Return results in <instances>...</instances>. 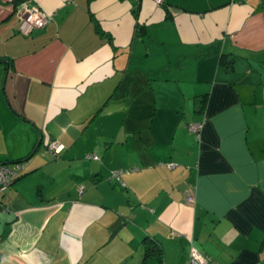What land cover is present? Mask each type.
<instances>
[{"label": "crops", "instance_id": "obj_1", "mask_svg": "<svg viewBox=\"0 0 264 264\" xmlns=\"http://www.w3.org/2000/svg\"><path fill=\"white\" fill-rule=\"evenodd\" d=\"M165 1L0 0V264H264V0Z\"/></svg>", "mask_w": 264, "mask_h": 264}, {"label": "built area", "instance_id": "obj_2", "mask_svg": "<svg viewBox=\"0 0 264 264\" xmlns=\"http://www.w3.org/2000/svg\"><path fill=\"white\" fill-rule=\"evenodd\" d=\"M30 0H20L14 5V12L18 17L17 30L20 34L27 35L34 28L42 27L45 22L49 19V14L29 3ZM160 3L162 0H154ZM198 127L197 123H192L189 125L191 130H196ZM48 148L53 151H58L60 145L55 141H50L48 143ZM85 157H90L93 159L97 158V154L85 155ZM170 166V164H167ZM24 166V160L0 163V191L9 185V180L13 177L22 167ZM135 167L127 168H111L109 170L110 177L117 181H121L120 173L129 172L134 170ZM82 186L78 187L81 190ZM192 197L190 195L186 196V200L190 201ZM186 264H220L212 260L209 256L204 253L191 249L188 254V261Z\"/></svg>", "mask_w": 264, "mask_h": 264}, {"label": "trees", "instance_id": "obj_3", "mask_svg": "<svg viewBox=\"0 0 264 264\" xmlns=\"http://www.w3.org/2000/svg\"><path fill=\"white\" fill-rule=\"evenodd\" d=\"M18 1H20V0H14V5ZM160 3L162 4L166 15H168L167 1L162 0ZM94 27L99 34L106 35V37L110 41L109 35L104 33L99 28L95 19H94ZM136 28L138 29L139 32H141L140 30H141L142 26H138ZM218 63L220 65H222L223 67H225L226 69H230L232 67V55H231V53L230 52H221L218 56ZM205 96H206V92H200V93L192 96V101H193L195 111L200 110L202 108ZM19 160H22V159H19ZM19 160H14V161H19ZM9 162H13V161H9ZM0 163H5V162H0ZM23 170H24V166L13 177L10 178L9 184L14 179L19 177L23 173ZM139 244H140V248H141V255H140V259H139L138 264H161L162 247H161L160 241L155 236L145 233L141 237ZM205 255H207V254H205ZM212 260H214V259H212Z\"/></svg>", "mask_w": 264, "mask_h": 264}]
</instances>
